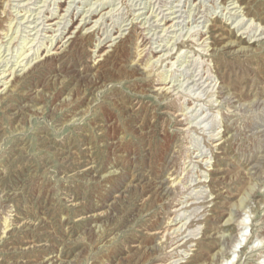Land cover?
I'll list each match as a JSON object with an SVG mask.
<instances>
[{"label":"rangeland","instance_id":"rangeland-1","mask_svg":"<svg viewBox=\"0 0 264 264\" xmlns=\"http://www.w3.org/2000/svg\"><path fill=\"white\" fill-rule=\"evenodd\" d=\"M0 264H264V0H0Z\"/></svg>","mask_w":264,"mask_h":264},{"label":"bare ground","instance_id":"bare-ground-1","mask_svg":"<svg viewBox=\"0 0 264 264\" xmlns=\"http://www.w3.org/2000/svg\"><path fill=\"white\" fill-rule=\"evenodd\" d=\"M239 1V0H238ZM10 29V28H9ZM9 31V30H8ZM87 31V30H86ZM85 33V32H84ZM66 38H68V37H66ZM69 40V38L68 39H66V40H64L65 42H67ZM64 42V43H65ZM231 44H234V42H230L228 45H231ZM62 47H63V43H62V45H61ZM239 49L240 50H244V48L241 46V47H239ZM50 51V49L49 50H47L46 52H49ZM64 51V50H63ZM20 52V51H19ZM22 52V51H21ZM25 52V51H24ZM54 53H55V51H54ZM47 54V53H46ZM49 54V53H48ZM18 55H20V53L18 54ZM36 55V54H35ZM24 56V55H23ZM35 57V56H34ZM39 58V57H38ZM36 62V61H35ZM149 62V61H148ZM36 63H41V59L39 58V61L38 62H36ZM36 63L35 64H33L31 67H29L28 69H26V71L24 70V72H23V74H25V73H27L28 71H29V69L31 70L32 68H34L35 66H36ZM147 64V63H146ZM23 69V68H22ZM12 72V71H11ZM13 73V72H12ZM22 74V73H21ZM22 74V75H23ZM9 75H10V72H9ZM20 74H18V75H14V73L12 74V76H19ZM7 82V81H6ZM6 84V83H5ZM100 87H102V86H100ZM88 110V108L87 109H85L84 111H82V113H85L86 111ZM79 115V114H78ZM69 121H73V120H76V117H71V118H69L68 119ZM230 219L228 218L226 221H229ZM21 224V223H20ZM8 226V224H5L4 223V228H6Z\"/></svg>","mask_w":264,"mask_h":264}]
</instances>
